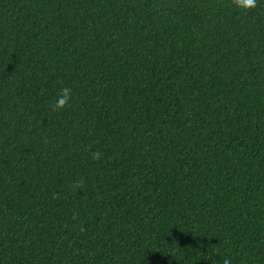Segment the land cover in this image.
<instances>
[{
  "label": "trees",
  "instance_id": "1",
  "mask_svg": "<svg viewBox=\"0 0 264 264\" xmlns=\"http://www.w3.org/2000/svg\"><path fill=\"white\" fill-rule=\"evenodd\" d=\"M225 260L264 264V0H0V264Z\"/></svg>",
  "mask_w": 264,
  "mask_h": 264
},
{
  "label": "clouds",
  "instance_id": "2",
  "mask_svg": "<svg viewBox=\"0 0 264 264\" xmlns=\"http://www.w3.org/2000/svg\"><path fill=\"white\" fill-rule=\"evenodd\" d=\"M234 7L240 6L241 0H231ZM258 6V0H243V8L246 11L255 9ZM73 99L72 89L69 86L61 87L55 102L50 106L52 111H60L70 106V101ZM94 158L99 159L100 153H94ZM224 264H230L228 260Z\"/></svg>",
  "mask_w": 264,
  "mask_h": 264
}]
</instances>
